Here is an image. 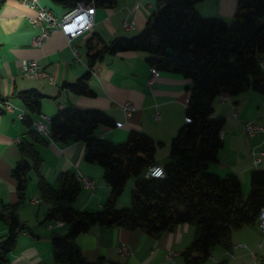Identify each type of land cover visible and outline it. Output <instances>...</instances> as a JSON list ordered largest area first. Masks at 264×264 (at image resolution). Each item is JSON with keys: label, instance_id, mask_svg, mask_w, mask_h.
Listing matches in <instances>:
<instances>
[{"label": "trees", "instance_id": "16d2710c", "mask_svg": "<svg viewBox=\"0 0 264 264\" xmlns=\"http://www.w3.org/2000/svg\"><path fill=\"white\" fill-rule=\"evenodd\" d=\"M7 0H0V9ZM201 0H159V7L147 25L136 35L117 36L106 43L99 35L88 40V63L93 67L105 53L141 51L150 67L180 74L192 80L186 105V120L178 128L169 148V161L163 177L144 178L146 168L155 163L157 143L148 134L132 130L123 142H112L98 135L100 126L114 127V120L99 109L62 108L50 118V138L33 129L31 142L20 143L24 159L12 170L17 202L2 204L0 218L8 233L0 238V264L9 261L20 231L30 228L20 221L18 208L24 202L28 172L38 176L41 199L50 203L44 221L68 226L64 235L53 233V259L58 264H96L88 261L75 243L76 237L91 226L143 228L151 236L173 230L178 224L195 227L191 244L182 252L184 264H207L212 249L231 250L233 230L256 223L264 207V169L250 172V189L242 198L241 180L235 173L219 175L208 170L223 145V116H214L213 101L227 93L259 92L264 100V0H237L232 21L206 16L195 5ZM66 11L79 3L113 7L116 0H52ZM96 39L100 45L93 43ZM87 72L61 89L93 95ZM45 97L38 89L14 92L25 108L22 121L31 126L41 112ZM0 100H9L0 95ZM3 111L0 110V113ZM35 116V117H33ZM50 140L82 141L84 159L103 168V179L111 188L110 197L98 210H80L74 201L81 190L80 176L65 171L53 187L40 175L42 159L34 143ZM157 164V163H155ZM133 179L128 207L116 206L115 199ZM226 264V260L209 263Z\"/></svg>", "mask_w": 264, "mask_h": 264}, {"label": "crops", "instance_id": "0c3cea01", "mask_svg": "<svg viewBox=\"0 0 264 264\" xmlns=\"http://www.w3.org/2000/svg\"><path fill=\"white\" fill-rule=\"evenodd\" d=\"M53 15L60 18L66 10L52 0H39ZM237 0H201L195 5L198 12L206 16L221 17L232 21ZM159 7V0H116L113 7H96L92 28L68 43L62 31H56L40 46H34L32 39L38 30L30 22L35 15L34 7H26L21 0H7L0 9V95L8 98L20 109L25 110L18 98H10L14 92L38 89L45 97L41 113L54 116L59 109L77 107L99 109L107 113L120 127L100 126L98 135L112 142H123L132 130L148 134L157 143L155 163L164 165L169 161V148L178 128L186 120V105L192 80L180 74L161 72L149 83L151 67L146 61L147 54L141 51H125L116 54L105 53L93 67L88 63V40L98 35L106 42L117 36L137 34L144 28ZM124 20H132L133 27H122ZM93 43H100L93 39ZM75 45L74 55L70 45ZM34 59L54 78H26L21 73L24 60ZM264 69V56L261 59ZM87 72L93 95L76 94L61 89L64 82H74ZM213 101L214 116H223V145L217 152V160L208 165V170L221 176L235 173L241 180L243 193H249L250 172L264 169V158L258 166L252 165V149H264V133L248 136L245 133L246 120L264 125V100L259 92L247 90L238 95L223 93ZM131 101L135 111L126 117L122 103ZM159 113L158 119L154 118ZM35 117V116H33ZM33 126L24 124L16 112L0 113V209L2 204L17 202L16 181L12 170L23 162L20 143L31 142L29 132ZM19 139V140H17ZM42 162L40 175L53 187L61 172L73 171L79 176L95 181L93 188L82 186L74 206L80 210L94 211L102 207L111 195L110 186L103 179V168L96 162L84 159L82 141L62 142L50 140L47 144L34 143ZM33 172L28 180L24 202L18 208V217L29 230L20 231L15 248L5 264H58L52 255L51 235H64L68 226L62 222H45L50 203L41 199ZM126 184L116 199L118 207H128L131 197ZM126 190V191H125ZM37 199V201H33ZM244 199V198H243ZM195 227L191 223L178 224L173 230L154 237L143 228L126 229L119 226L93 225L87 232L79 234L75 243L83 256L96 264H184L182 252L194 238ZM8 233L7 225L0 218V238ZM231 250L213 248L211 263L226 260V264H257L251 250L264 254V235L258 223L245 225L233 230ZM244 243L245 248L235 247ZM260 248H257L258 244ZM126 245L121 252L120 246ZM175 252L168 259L169 251Z\"/></svg>", "mask_w": 264, "mask_h": 264}, {"label": "built area", "instance_id": "2783aa9c", "mask_svg": "<svg viewBox=\"0 0 264 264\" xmlns=\"http://www.w3.org/2000/svg\"><path fill=\"white\" fill-rule=\"evenodd\" d=\"M22 4L26 7H34L35 15L30 17V22L34 28L38 30L37 34L34 35L32 39V44L34 46H40L43 42L50 36V34L56 31H62L68 41L71 43L73 39L83 34L84 32L90 30L93 25V19L96 11L94 3H79L76 7L66 11L60 18L53 15L46 7L39 3V0H21ZM122 27L125 29H131L133 27L132 20H124L122 22ZM70 48L74 55H77V48L75 45H70ZM21 73L26 78H48L50 82L54 83V78L49 75L38 63L36 60H24L21 64ZM160 74V71L151 67V75L149 78V83H152L156 77ZM226 99L225 96L221 95V101ZM121 108L126 117H131L135 111V106L131 101H125L122 103ZM0 110L3 112L14 113L18 118H23L25 115V110L20 109L10 100H0ZM160 117L159 113H155L154 118L158 119ZM50 117L44 113H39L36 118L33 120L32 126L33 129L39 135L50 138L49 131ZM121 122H116L115 126L120 127ZM245 133L248 136H254L255 134L264 133V125L254 121L246 120L244 123ZM19 140V139H17ZM252 165L258 166L261 164L264 158V149H252ZM165 175L164 168L160 164H151L149 165L143 173L144 178L151 177H163ZM82 186L87 188H93L95 186V181L93 179L80 176ZM33 201H37L34 199ZM258 226L261 233L264 235V207L259 211ZM261 244L257 245V248H260ZM235 247L245 248L244 243H237ZM120 251H126V245L122 244L120 246ZM250 254L257 258V250H251ZM175 255V252L170 250L167 258L172 259ZM38 264H46L40 262Z\"/></svg>", "mask_w": 264, "mask_h": 264}, {"label": "rangeland", "instance_id": "374dc122", "mask_svg": "<svg viewBox=\"0 0 264 264\" xmlns=\"http://www.w3.org/2000/svg\"><path fill=\"white\" fill-rule=\"evenodd\" d=\"M135 35H136V34H135ZM132 36H133V35H132ZM31 175H34V174H33V172L29 171V172H28V177H30ZM131 180H132V179H131ZM128 185H131V181H130V180L128 181ZM249 185H250V182H249ZM124 189H127V188H126V185H125V188H124ZM125 191H126V190H125ZM123 193H124V190H123ZM128 195H130V190H128ZM247 196H248V193H243V191H242V198L246 199ZM215 248L221 250V248H220L219 246H215ZM257 255H258V257H259V258H258V261H257V264H264V254H263V253H259V252H257ZM209 263H211L210 260L207 262V264H209Z\"/></svg>", "mask_w": 264, "mask_h": 264}]
</instances>
